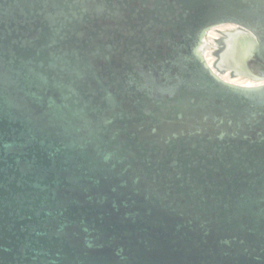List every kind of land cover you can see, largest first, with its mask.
<instances>
[{
    "label": "water",
    "instance_id": "water-1",
    "mask_svg": "<svg viewBox=\"0 0 264 264\" xmlns=\"http://www.w3.org/2000/svg\"><path fill=\"white\" fill-rule=\"evenodd\" d=\"M0 264H264V0H0Z\"/></svg>",
    "mask_w": 264,
    "mask_h": 264
},
{
    "label": "rangeland",
    "instance_id": "rangeland-1",
    "mask_svg": "<svg viewBox=\"0 0 264 264\" xmlns=\"http://www.w3.org/2000/svg\"><path fill=\"white\" fill-rule=\"evenodd\" d=\"M228 26H222L219 28H216L215 30H211L208 34H207V38H206V47L204 49V53L205 55H207L209 57V59L212 61V64H216L218 61V53L221 47L220 44V40L223 38V32L225 31L224 28H227ZM215 32L216 34H218L217 36H213L211 33ZM224 77H228L229 81L231 82H235V83H239L241 78L240 76H230L229 75V71L228 72H224ZM244 80H249V82L252 84H260L261 81H255L251 78H244ZM243 81H241L242 83ZM239 83V84H241Z\"/></svg>",
    "mask_w": 264,
    "mask_h": 264
},
{
    "label": "bare ground",
    "instance_id": "bare-ground-1",
    "mask_svg": "<svg viewBox=\"0 0 264 264\" xmlns=\"http://www.w3.org/2000/svg\"><path fill=\"white\" fill-rule=\"evenodd\" d=\"M222 26H228L227 28H224V32H223V38L220 40V44H221V47H220V50H219V53L217 54L218 55V61H217V63L214 65V64H212L211 62V60L209 59V57L206 55V58H207V60H208V62H209V64L213 67V69H215L223 78H225L226 80H228L229 81V79H228V77H224V72H228L229 71V75L230 76H240V78H241V80H240V82L239 83H241V81H243L241 84H243V85H256V84H252V81H251V83L249 82V80H244V78H246V76H244V75H240V74H238L237 72H235V71H230V70H223V68H222V64H221V61H222V59H223V50H224V48H225V42L226 41H229V39L232 37V35H235V34H237L238 33V30H237V28H235L234 26H231V25H221V26H218V27H216V28H219V27H222ZM216 28H214V29H211V30H215ZM210 30V31H211ZM209 31V32H210ZM208 32V33H209ZM213 36H217L218 34H216L215 32H212L211 33ZM248 78H250V77H248ZM252 79V78H251ZM253 80H255V79H253ZM255 81H259V80H255ZM263 81H261V83H262ZM238 83V84H239Z\"/></svg>",
    "mask_w": 264,
    "mask_h": 264
}]
</instances>
